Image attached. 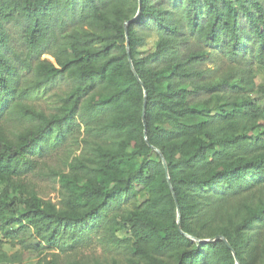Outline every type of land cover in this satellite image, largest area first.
<instances>
[{"label": "trees", "instance_id": "1", "mask_svg": "<svg viewBox=\"0 0 264 264\" xmlns=\"http://www.w3.org/2000/svg\"><path fill=\"white\" fill-rule=\"evenodd\" d=\"M11 22L23 25L22 69L36 79L20 97L62 75L78 81L58 114L15 101L18 68L3 53ZM55 46L56 64L33 63ZM207 54L228 62L212 80ZM80 106L109 137L60 174L57 209L32 187L29 155L62 140ZM9 109L36 125L12 136L0 123L1 238L28 229L60 247L112 204L138 200L108 224L126 230L133 264H236L232 250L239 264H264V0H0V119Z\"/></svg>", "mask_w": 264, "mask_h": 264}, {"label": "rangeland", "instance_id": "2", "mask_svg": "<svg viewBox=\"0 0 264 264\" xmlns=\"http://www.w3.org/2000/svg\"><path fill=\"white\" fill-rule=\"evenodd\" d=\"M181 12L178 10V13ZM22 26L20 22L5 24L9 42L3 53L18 68V93L15 101H21L31 109L48 116L58 114L78 81L62 75L39 89L31 91L30 94L20 97V93L24 90L26 93V90L32 88L36 81L34 72L22 69L23 61L29 52L23 40ZM156 40L157 36L154 33L148 35L147 47H154ZM56 52H58L57 46L40 55L34 54L32 61L34 64L43 61L56 64L53 56ZM227 63L217 54L213 57L207 54L201 68L206 70L207 80H212L228 70ZM73 118L72 126L62 140L55 142L53 137L44 140L29 155V158L36 163L29 176L32 187L43 200L53 203L57 209L62 208L64 202L60 174L69 173L70 164L76 160L92 156L94 146L109 137V134L98 135L93 132L91 128L98 120L92 117L83 106L79 107ZM0 123L12 136L36 125L30 120L19 119L15 113L10 112V109L0 119ZM139 203L138 200L122 199L119 203L112 204L107 216L101 217L97 223L90 222L84 226L77 241L67 240L66 244L60 247L39 241L28 229L20 230L17 239L19 241L14 243L0 236L2 239L0 261L4 259L7 261L6 264H37L45 259L52 260L55 255H59L60 264H133L140 259L133 255L129 245L123 241L126 230L114 232V229L108 228V224L113 219L120 220L128 208L135 207Z\"/></svg>", "mask_w": 264, "mask_h": 264}, {"label": "water", "instance_id": "3", "mask_svg": "<svg viewBox=\"0 0 264 264\" xmlns=\"http://www.w3.org/2000/svg\"><path fill=\"white\" fill-rule=\"evenodd\" d=\"M139 5L141 6V0H139ZM138 15H139V11H138L137 16H138ZM133 20H134V19H133ZM133 20H132V21H133ZM128 24H129V22L125 23V32H126V35H127V26H128ZM126 45H127L128 59H129V62L131 63V54H130V50H129V42H128V41H127V44H126ZM131 66H132V65H131ZM132 70H133L134 74L136 75L133 66H132ZM136 77H137V79L139 80V77H138L137 75H136ZM145 95H146V93H145ZM145 110H146V102H144V105H143V123H144V127H145V129H144L145 141H146L147 144H149V141H148V138H147L146 120H145V117H144ZM159 154H160V156L162 157L163 164H164L165 169H166L167 180H168V182H169V176H168V173H167V166H166V163H165V161H164V159H163V155H162V153L159 152ZM169 184H170V183H169ZM170 189H171V192H172V194H173V197H174V199H175V201H176V203H177L176 195H175V193H174L173 188H172L171 185H170ZM179 223H180V215H179V212H178V224H179ZM186 236L189 237V238H191V237L188 236V235H186ZM217 238H221V239L225 242V244L228 246V248H230V249L232 250L231 246L229 245V243L226 241V239H225L223 236H218V237H216L215 239H217ZM192 239H194L195 241H198V242H202V243H206V242H211V241H213V240H199V239H196V238H192ZM215 239H214V240H215ZM232 253H233V256H234L235 259H236V264H239V262H238V260H237V258H236V254H235V252H234L233 250H232Z\"/></svg>", "mask_w": 264, "mask_h": 264}]
</instances>
